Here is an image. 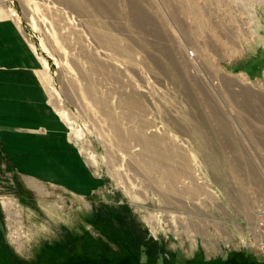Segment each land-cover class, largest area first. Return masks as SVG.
I'll return each mask as SVG.
<instances>
[{
    "label": "rangeland",
    "instance_id": "rangeland-1",
    "mask_svg": "<svg viewBox=\"0 0 264 264\" xmlns=\"http://www.w3.org/2000/svg\"><path fill=\"white\" fill-rule=\"evenodd\" d=\"M29 1L0 5V264H264V0Z\"/></svg>",
    "mask_w": 264,
    "mask_h": 264
},
{
    "label": "bare ground",
    "instance_id": "bare-ground-1",
    "mask_svg": "<svg viewBox=\"0 0 264 264\" xmlns=\"http://www.w3.org/2000/svg\"><path fill=\"white\" fill-rule=\"evenodd\" d=\"M25 1L26 0H0V5L4 6L5 8L11 9L12 13H17V15H18L19 11L16 9H19V8L16 7V3L18 2L21 10H23L25 12L26 8H25L24 3H30L29 0L26 2ZM87 1H89L88 2L89 4L92 3L91 0H87ZM35 8L37 9V11L39 10L38 6H36ZM13 16L15 17L14 14H13ZM52 34H54V33H52ZM36 44L37 43H34V46ZM42 48L45 50L44 46ZM123 100H125V99H122V102H123ZM126 101H124L123 104ZM142 127H144V126H142ZM116 128H117V126H115V131L117 133H119L118 132L119 129L118 128L116 129ZM145 128L147 129V127H144V129ZM138 129H139V127H138ZM130 137L133 138L135 140V142H137V146L140 147L141 151L138 154V156L140 155L139 159L141 162H145L148 168H157V167L167 168L168 170L166 172L168 174L165 175V177L168 178L170 180V182L173 181V182L177 183L178 179H179L178 176L172 177L173 172L174 173L177 172L178 175L181 176L182 178H186L187 176H190L188 173H187L188 175H186V173H185L186 170L184 167L186 165H185L184 158H183L184 156L180 152L178 153L177 151H175V147H171L170 145L164 146V142L162 141V139H160V137H158L156 135L148 136L145 133L144 134L140 133L138 135H135L132 133L130 135ZM165 145H167V143ZM124 148H126V147H124ZM177 165H178V167H177ZM188 179H189V177H188Z\"/></svg>",
    "mask_w": 264,
    "mask_h": 264
},
{
    "label": "built area",
    "instance_id": "built-area-1",
    "mask_svg": "<svg viewBox=\"0 0 264 264\" xmlns=\"http://www.w3.org/2000/svg\"><path fill=\"white\" fill-rule=\"evenodd\" d=\"M253 234L256 245L264 252V206H260L256 209Z\"/></svg>",
    "mask_w": 264,
    "mask_h": 264
}]
</instances>
